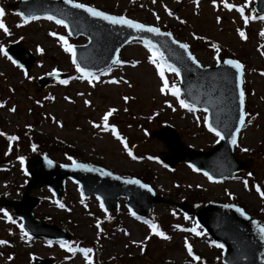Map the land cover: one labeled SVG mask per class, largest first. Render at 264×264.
<instances>
[{"label": "rangeland", "instance_id": "1", "mask_svg": "<svg viewBox=\"0 0 264 264\" xmlns=\"http://www.w3.org/2000/svg\"><path fill=\"white\" fill-rule=\"evenodd\" d=\"M15 1L0 0V8L4 10L0 20H3L8 29V34L0 30V45L5 49L8 43L23 38L25 46L34 53L37 62L25 73L0 54V104L3 103L0 116L4 121L5 134H13L17 128L33 127L51 142L56 139L69 144L66 146L58 143L59 148L55 155L61 159L65 151L64 154L83 159L84 162L121 176L140 178V175L145 174L149 180L146 183L156 193L178 202L186 200L190 203L196 198H202L205 202L236 200L254 217L258 212H264V201L251 185L253 183L264 187V75H261L264 72V55H261L264 52V36L260 35L261 29L264 28L262 20L257 18L245 24L239 13L235 9L230 11L224 8L221 0H217L215 8L212 6V0H198V8L192 0H78L112 15L122 14L138 22L168 29L176 39L189 44L193 55L204 66L215 64V53L210 47L212 43L221 48L220 54L223 56L243 63L245 111L248 109L250 114L245 118L246 122L237 137L234 154L240 158H253V164L235 174L229 181L216 182L209 181L200 172L191 170L184 162L177 163L172 170L167 171L154 159H148L160 151H166V148L161 141L152 138L145 128L154 130L163 124H170L179 133L182 143L196 150L209 148L218 138L204 127L202 110L192 112L181 108L174 97L162 95L158 91L161 82L156 75L155 66L147 61L149 53L143 41L127 44L119 57L124 63L115 64L89 84L86 79L76 78L79 75L73 71L71 53L65 52L58 39L49 35V32L59 31V26L49 20L28 21L18 26L16 14L8 5ZM225 2L240 6L247 3V7L251 6V0ZM165 6L172 11V16L165 12ZM247 15L254 17L250 10ZM217 16L221 17L220 23L216 22ZM180 20L185 23H180ZM237 29L244 31V40L240 39ZM63 33L62 31L58 35ZM193 33L204 39H193ZM67 41L69 44L87 42L83 36ZM37 47L41 51H37ZM132 61L139 63L133 67ZM53 69L67 74L65 79H72L68 84L57 81V85L50 83L43 89L33 85L38 76ZM165 77L169 84L176 83L173 73L166 75L165 71ZM121 78L129 81L131 87L123 83ZM113 79L121 82L109 83ZM47 94L54 97L46 99ZM65 96L69 97V100H65ZM125 96L129 98L127 103L122 99ZM84 100H89L90 106H85ZM166 100L172 104V108L165 104ZM110 107L116 108L117 111L109 117V122L115 125L128 147L130 144L136 154L148 152L147 155L132 160L110 131L92 127L89 122L101 124L100 117ZM11 108H14V111H9ZM159 122L160 126L157 125ZM3 149L4 142L0 138V155ZM13 166L14 173L0 179V193L4 192L13 180L21 185L26 181L21 163L13 162ZM1 168L0 165V170ZM248 173H252V178L248 177ZM245 180L248 182V189L244 187ZM32 193L41 198V204L35 210L37 216L47 213L59 221L69 214L77 221L74 229L69 224L74 233H80V236L90 240L89 243H92L89 246L99 251V261L105 264H115V258L123 264H191L194 261L184 248L185 239L208 263L220 258V248L215 244L200 237L185 235L187 225L183 222L193 221L191 218L170 217V213L174 211L173 206L156 204L151 210L155 216H168L165 235L170 239L150 235L148 226L132 217L125 209H121L122 201L118 217L121 226L114 228L109 234L102 235L99 234L100 228L96 226V220L99 219L90 214L96 213V210L100 211L97 201L90 197L85 204L81 203L78 200L76 185L72 181H66L65 184V194L71 197V200L65 202L69 205V211L52 203L51 194L45 188ZM229 193L233 199H229ZM10 196L18 197L16 194ZM0 217V240H12L10 246L0 245V264H31V258L34 256L50 257L52 264H86L85 256L90 257L89 253L78 251L81 247H69L77 251L65 252L64 247L55 243L50 244L39 239L27 240L25 237L22 239V233L17 231L19 223L9 222L2 213ZM99 217L103 230L106 218ZM9 226H15L16 229L12 227L10 232L6 229ZM145 236H149L146 241ZM150 236L157 239H150ZM141 246L144 247L143 252L140 250ZM10 252L13 255L12 260H8Z\"/></svg>", "mask_w": 264, "mask_h": 264}, {"label": "water", "instance_id": "2", "mask_svg": "<svg viewBox=\"0 0 264 264\" xmlns=\"http://www.w3.org/2000/svg\"><path fill=\"white\" fill-rule=\"evenodd\" d=\"M256 11L264 14V0H256ZM17 12L25 15L45 16L54 15L64 19L69 25L67 29L72 36L82 34L89 40L85 46H75L76 60L82 67L92 71H101L113 62L119 49L133 38L149 39L158 45L167 60L181 70L182 90L188 102L202 106L209 113V122L217 127L224 135L222 142L210 152H195L184 148L177 139L171 127L154 133L165 141L172 150L173 161L185 158L190 164L207 171L214 178H223L243 166L242 162H234L230 157L229 134L235 131L239 116V89L235 85V70L224 64L214 68H197L187 60V56L173 45L167 37L155 36L147 32H136L121 25H111L107 21L88 16L83 10L73 9L65 5L63 0H21L17 4ZM7 53L23 68H29L33 57L22 47V42L8 46ZM179 57H182L180 59ZM187 66V67H186ZM190 69V71L188 70ZM57 75H46L39 80L44 85ZM228 127H221V123ZM229 152L227 159L230 168L219 173L214 162L220 149ZM44 165L45 168L42 166ZM81 169L74 166L56 168L48 164L40 156L31 158L28 164V173L31 180L27 184L21 201L0 200V204H11L18 216L23 220V226L34 236H50L55 239L67 238L64 231L53 226L43 225L33 218L31 210L38 199L29 196V190L46 184L59 196L62 190L63 179L68 176L81 185L84 194H96L100 197L107 209L116 207L117 198L127 197L125 204L138 214H147L154 202L162 201L152 191L141 188L137 184L125 183L124 179H115V176L103 175L100 169ZM182 208L190 210L186 204ZM200 222L207 228L213 238L224 245L222 260L226 264H264V240L252 219H245L233 208H225L208 204L197 214ZM45 263V262H38Z\"/></svg>", "mask_w": 264, "mask_h": 264}, {"label": "snow or ice", "instance_id": "3", "mask_svg": "<svg viewBox=\"0 0 264 264\" xmlns=\"http://www.w3.org/2000/svg\"><path fill=\"white\" fill-rule=\"evenodd\" d=\"M153 2H155V0H153ZM63 3L65 5H69L71 8L73 9H79V10H83V12L87 13L88 16L93 17V18H98L100 20L103 21H107L109 24L111 25H121L124 27H127L128 29H132L136 32H147V33H151L155 36H163V37H167L171 43L173 45H178L179 49L183 50V53L187 56V60L191 61L192 65H195L197 68L202 67V65L198 62V60L196 59V57L189 51V44L188 43H181L179 41H177L176 39H174L172 37V34L170 32H161L159 27L153 26V25H148L142 22H138L136 20L133 19H129L127 18L125 15H112L109 14L103 10L98 9L95 6L89 5L87 3H82V2H78V0H63ZM192 3L198 8L199 7V3L198 0H192ZM221 3H223V7L228 9V10H233L235 9V11H237L238 13H240L241 18L243 19L244 23L247 24L249 22L250 19H253V17L250 16H246L245 15V8L247 7V3H245L244 6H240V5H234L231 3H227L225 2V0H221ZM212 6L215 8L217 7V0H212ZM165 12H167V14L169 16H172L173 13L171 10H169L166 6L164 7ZM4 15V10L2 8H0V17H3ZM18 16H20L21 21L23 23H27L30 20H36L39 19L38 16L35 15H25L23 13H17ZM154 16H156L155 13H153ZM44 19H47L49 21H54L57 25H61L63 26L65 29L69 28V25L65 22L64 19H60L57 18L54 15H45ZM156 19L159 20V17L156 16ZM179 19V18H177ZM260 20L264 21V15L259 17ZM221 17L217 16L216 17V22L220 23ZM180 23H185V21L180 20ZM19 26V25H18ZM0 30H3L5 34H8V29L5 26L3 20H0ZM71 34V33H69ZM237 34L239 35L241 40H244L245 37V33L244 31L237 29ZM50 36H55L58 41L61 43V47H63L65 52H69L72 54V64L75 66V71L77 73H79L80 75L78 77H76L77 79H86L88 81L89 84H92V82L97 79V76L93 73L92 70H90V68L88 67H82L80 63L77 62L76 58H75V53L73 51V45L69 44L66 37L64 35H58L57 33L54 32H49ZM260 35L264 36V28L261 29L260 31ZM192 38L193 39H204V37H200V36H196L194 33L192 34ZM144 47L147 49L148 51V56H147V61L150 64H153L155 66V70H156V75L159 77L160 80V87L158 89V91L162 94V95H171L172 97L175 98L176 102L179 104V106L181 108L187 109L189 111L195 112V105L189 102H186L185 99L181 98V89L178 87V85L173 82L171 84H169V82L167 81L166 77H165V70L169 73H174L175 76L177 78H179L181 76V70L176 67L174 64L169 63L167 60H165L164 56L159 52L158 49V45L153 43L151 40L149 39H145L143 41ZM211 49L214 51L215 55H214V59L216 61L217 64H220L221 62L226 65L229 66L230 68L235 70V85L236 88L239 89V116H238V121L235 125V131H231L229 134V140L228 142L232 145H236L237 143V133L240 132L241 127L245 124L246 122V117L248 116V113L245 111V92L243 89H241V75H242V69H243V65L242 63H240L238 60L236 59H229V58H224L223 60H221L219 54L221 52V48L215 44L212 43L210 44ZM37 51H41V49L39 47H37ZM0 54H3L4 56H6L14 65L16 64V61L12 59L11 56H8L7 52L5 51L4 47L2 45H0ZM261 55H264V52L261 53ZM180 59H182V57H179ZM113 62L115 64H122L124 63L123 61H121L120 59H118L117 57H113ZM138 61H132V66L135 67L136 64H138ZM187 67V66H186ZM190 71V69H188ZM57 70L53 69L52 72L48 73V75H57ZM261 75H264V72L261 73ZM30 79V77H29ZM72 79V77H69L68 79H62L59 81V83L61 84H68L69 80ZM123 80V78H121ZM120 80H110L109 83H113V84H118L120 83ZM123 83L128 84L129 87H131V84L129 83V81L127 80H123ZM11 90V89H10ZM78 95H82V93H78ZM46 99H52V97H46ZM65 100H69V97L65 96L64 97ZM122 99L125 101V103H127L128 101V97H122ZM38 103V102H37ZM90 101L89 100H84V104L85 106H90ZM165 104L169 107L172 108V104L169 103L167 100L165 101ZM0 107H3L2 104H0ZM9 111H14V108L9 109ZM117 111L116 108H108L103 115L100 117L101 120V124H95L93 122H89L93 128H100L101 131H110L112 136H114L121 145H123L124 151L127 153V155L132 159V160H137L139 159L137 156L133 155V152L131 150H129V147L127 145V143L125 142V139L122 138L119 133L117 132V129L115 127V125H112L109 122V117L112 116L115 112ZM205 112H207V109H204ZM156 113H153V115H155ZM251 121H248V123H250ZM56 123L59 125L60 122L57 120ZM203 125L204 127L207 129V131L209 133H213L215 135V137H217L218 139H224V135H222V132L220 130H218L217 127H214L210 122H209V117L207 115H204L203 117ZM221 127L227 128L228 124L227 123H221L220 125ZM5 133L4 132H0V136H4ZM9 143L11 144V141H14L17 139L16 136L12 135V136H8L7 137ZM32 149L33 151H35L36 146L32 145ZM18 159L21 162V166L23 167V161L24 158L23 157H18ZM67 159L69 161L72 162V166L76 167V168H81V169H88V170H92L90 168V166L86 165V164H81V163H77V161L72 157V156H67ZM148 159H153V157H148ZM48 164H51L52 162L49 160L47 161ZM67 165H61V167H66ZM189 168H192L193 171H200V169L196 168L194 165L189 164L188 165ZM103 175H107V176H112L113 174L111 172H105L103 170H101ZM207 179L209 181H213L214 177L212 175H210L207 171H205L203 173ZM249 176L251 175V173L248 174ZM115 179L119 180L120 177L119 176H115ZM125 183L128 184H137L139 185L141 188H145L147 189L149 192L152 191V189L149 187V185L147 184H143L141 183V181L139 179H127L125 180ZM244 187L245 189H248L249 185L247 180H245L244 182ZM253 188H255L256 192L258 194H260L261 198L264 199V192L261 191V186L259 185H252ZM229 199H233L232 195L229 193ZM97 200H100V197L97 196ZM58 207L63 208L64 205L63 204H57ZM101 208H103V204L100 205ZM223 207L225 208H233L235 207V211L237 213H239L242 217H244L245 219H248V216L246 215V213L244 212L243 209H241L240 207H236L232 204H224ZM130 213L135 216V213L131 211V209L129 210ZM0 213H3V216L11 223L15 224L16 221L12 219V217L9 215V213L7 211H5L3 208H0ZM137 219H139V217H137ZM145 223L148 224V227L151 229L150 235L151 234H155L158 237H161L165 240L170 239V237H168L167 235H165V233L163 231H160L158 226L154 223L145 221ZM252 224L254 226L257 227L258 232L260 234V239L264 240V225H259L257 223V221L252 220ZM97 228H100V224L99 221H97ZM179 227V226H176ZM20 231L22 233V239L24 237H28L29 239H31V237L29 236V233L27 231H25L23 226H20ZM186 231H192L195 232L196 235H201V233L196 232L195 229H187ZM127 235V233H125ZM149 236H145L144 240H148ZM8 242L5 240H0V245H4L7 244ZM133 243H135V241H133ZM213 244H215L216 247L218 248H223L224 245L221 243H217L216 241H212ZM61 247H65V244L62 242L61 243ZM184 248L186 249L187 255L189 257H191L192 261H199L200 257L195 255L193 252V248L192 246L189 244L188 240L185 239L184 241ZM69 252L72 251H77V249H73V248H68L67 249ZM141 252L144 251V247L141 246L140 248ZM78 251H81L83 253H90L92 252L91 248H82V249H78ZM13 257L11 255L8 256V260H12ZM85 260H86V264H92L91 262V257L89 256H85Z\"/></svg>", "mask_w": 264, "mask_h": 264}, {"label": "trees", "instance_id": "4", "mask_svg": "<svg viewBox=\"0 0 264 264\" xmlns=\"http://www.w3.org/2000/svg\"><path fill=\"white\" fill-rule=\"evenodd\" d=\"M38 134L34 133V135H32V139L36 140V146H37V149L45 152V153H50V149L47 145L43 144L42 142H45L47 141L46 139L45 140H42L39 136H37ZM56 148H59V144L58 143H53Z\"/></svg>", "mask_w": 264, "mask_h": 264}]
</instances>
